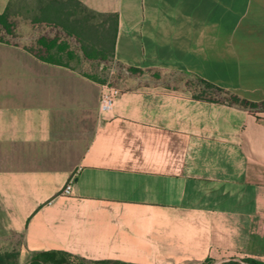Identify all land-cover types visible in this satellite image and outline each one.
<instances>
[{"label":"crops","instance_id":"obj_1","mask_svg":"<svg viewBox=\"0 0 264 264\" xmlns=\"http://www.w3.org/2000/svg\"><path fill=\"white\" fill-rule=\"evenodd\" d=\"M78 1L117 15L120 92L108 112L96 97L77 164H55L54 122L73 109V81L61 75L77 71L0 41V252L14 244L17 264L50 250L133 264L264 262V111L196 92L209 83L264 100V0Z\"/></svg>","mask_w":264,"mask_h":264},{"label":"rangeland","instance_id":"obj_2","mask_svg":"<svg viewBox=\"0 0 264 264\" xmlns=\"http://www.w3.org/2000/svg\"><path fill=\"white\" fill-rule=\"evenodd\" d=\"M48 1L11 0L3 18L6 25L0 24V41L29 52V47L40 46L37 43L39 37L47 35V47L52 50L48 59L64 63L77 71L73 74L74 80L69 75H61L67 79V83L73 81L71 83L73 93L70 98L73 109L67 114L69 121H63L65 115L61 114L54 122L59 126L55 133L60 138L57 146L59 152L54 158V163L74 166L95 126L94 101L99 94L100 85L105 82L116 85V79L123 76V67L114 61L109 51V38L104 40L100 37L98 42V36L102 32L101 25L109 21L110 17L93 16L68 0H58L62 2L54 4ZM85 17L88 20L84 21ZM46 20L47 23L44 22ZM55 24L68 25L71 33ZM47 27L57 28L53 37H48ZM59 32L63 36H59ZM63 33L73 36L81 57H75L73 52L66 50L67 43ZM82 45L85 47V53ZM196 92L206 98L226 100L229 98L226 94L205 85L196 89ZM259 109H264V106H260ZM14 250L13 244L8 251ZM67 260L69 264H81L77 257H68ZM209 264L220 262L212 261Z\"/></svg>","mask_w":264,"mask_h":264},{"label":"trees","instance_id":"obj_3","mask_svg":"<svg viewBox=\"0 0 264 264\" xmlns=\"http://www.w3.org/2000/svg\"><path fill=\"white\" fill-rule=\"evenodd\" d=\"M73 2L76 6H79L83 11L90 13L93 16H108L109 21H105L103 22V24L101 25L102 27V32L101 34H99L98 36V42H99V38L102 37L104 40H109L110 42V53L113 55V46H114V39H115V35H116V31H117V15L116 14H99V13H95L92 11H89L87 9H85L81 3L78 0H68ZM48 2H50L51 4L54 3H59L62 1H58V0H49ZM47 9V7H46ZM7 10V9H6ZM6 10L2 13H0V24L6 25L5 22H3V18L6 15L5 12ZM68 15H70V13H67ZM86 20H88L87 17L84 18ZM45 23H47V20L44 21ZM57 25V24H55ZM57 26H61L63 29H65L69 34L71 33L69 30V26L68 25H64V24H58ZM104 26H106V28H104ZM107 33V34H106ZM107 35V37H106ZM37 43L40 45L39 47L37 46H32L28 48L29 53H31L36 59L40 60V61H44L47 62V35L44 36L42 35L41 37H39L37 39ZM82 50L84 51V53L86 52L85 47L82 45ZM45 50L43 52V50ZM205 86L210 87L218 92L224 93L226 94L229 98L228 100L226 99H219V100H225L229 103H233V104H237L240 105L244 108H247L248 110L251 111H264V109H259L260 106H264V100L260 101V102H251L248 101L246 99H242L239 98L236 95H233L231 93H229L226 90L217 88L209 83H204ZM212 99H217V98H212ZM16 257H17V251H4V252H0V264H17L16 262ZM68 257H75L72 256L68 253L62 252V251H55V250H50V251H41V252H37L35 253L32 258L30 259V261L28 263L25 264H69L67 258ZM79 258V257H77ZM81 260V264H133V263H126V262H122V261H117V260H87L84 258H79ZM212 261H214L213 258H206L202 263L200 264H209ZM220 264H264L263 261L253 258V257H226V258H222L220 261Z\"/></svg>","mask_w":264,"mask_h":264},{"label":"built area","instance_id":"obj_4","mask_svg":"<svg viewBox=\"0 0 264 264\" xmlns=\"http://www.w3.org/2000/svg\"><path fill=\"white\" fill-rule=\"evenodd\" d=\"M119 92H120V90L116 86H114L108 82L102 83L100 85L99 94H98V110H99V112L110 111L116 97L119 94ZM70 189H71V183L67 182L64 185L62 192L68 194V193H70Z\"/></svg>","mask_w":264,"mask_h":264}]
</instances>
